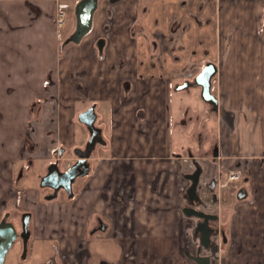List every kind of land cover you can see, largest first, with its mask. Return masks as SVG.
Masks as SVG:
<instances>
[{"label":"crops","instance_id":"crops-1","mask_svg":"<svg viewBox=\"0 0 264 264\" xmlns=\"http://www.w3.org/2000/svg\"><path fill=\"white\" fill-rule=\"evenodd\" d=\"M79 1L0 0V98L8 105L0 223L6 218L20 233L27 213L31 232L26 258L19 236L3 264L53 257L57 264H197L182 254L196 250V219L183 212L196 164L199 206L220 218L229 238L215 264H264V0H98L91 31L62 45L76 28ZM60 7L68 17L58 28ZM209 62L218 67V159L187 133L192 117L208 111L197 107L201 87L175 89L182 72ZM93 104L108 145L95 152L73 197L47 198L37 176L55 148L87 141L77 116ZM233 168L243 181H227ZM240 187L246 199L237 198ZM100 220L107 228L93 234Z\"/></svg>","mask_w":264,"mask_h":264},{"label":"flooded vegetation","instance_id":"flooded-vegetation-1","mask_svg":"<svg viewBox=\"0 0 264 264\" xmlns=\"http://www.w3.org/2000/svg\"><path fill=\"white\" fill-rule=\"evenodd\" d=\"M113 7H114L113 4H110L107 8V20H106V24H105V28H104V35L102 36V38H100L98 40V43H97V48L99 49L101 56L104 55L105 47L107 44L108 33L110 32V30L113 26V9H112ZM129 30H131V28H129ZM145 37H146V39L149 40V44L152 47V42L149 39V37L147 35H145ZM70 43H72V42H70ZM64 45H69L68 43H66V40H65ZM153 55L157 56L158 54H157V52H154ZM210 63L214 64L217 67V65L213 62H209L207 64H210ZM205 66H203L201 69H198L196 73L191 69L182 72L183 80H181V83L178 84L177 86L182 85L187 81L194 83L195 78L202 72V70L204 69ZM217 73H218V67H217L216 74L212 77V80H211V82H212L211 92L213 95H215L218 98V95L213 90V83H214V79H215ZM177 86L175 88L177 91L187 90V89H190L191 87H201V86L194 85V86H189L187 88H183V89L178 90ZM201 93H202V87H201ZM201 97H202V95H201ZM36 101H42V105L40 107L37 106V112L39 113L38 116H35V114L33 113V105ZM36 101L32 104L31 112L33 114V117L36 120H39L41 118V114L43 111L44 101L42 99H38ZM205 104L208 106V111L206 112V114L213 115L217 121L218 117L216 114L219 111V105H220L219 98H218V110L217 111L214 109L213 104H211L209 102H206ZM91 108H94V114H95L94 127H95L96 132L94 130L90 129V126L88 124H86L80 120V115L82 113L89 111ZM205 117L206 116H204L202 118V114L200 112H197V114L192 117V118H194V120L197 123L196 124L193 123V124H195V127L192 126V129L190 131H187V133H190L193 130V132H192L193 137H196L199 140V142L202 144V146L204 144H207V146L210 147L209 153L218 159L220 156L218 155L219 153L217 152V149L219 147L217 139H216L217 130L214 131L213 129L207 127V118H205ZM97 120H98V114L96 111V106L94 104L88 106L84 111L80 112L77 116V122L83 124L88 130L87 141L84 144H81L80 146H76L74 148H66L65 146H59V147L54 149L53 160L47 162L45 164V166L42 168V171L37 176L39 186L43 189L46 188L49 190V194H48L47 198H50V199L57 198L59 192H62V191L65 194V196L73 197L75 195V193H77L79 191L80 186L76 188L75 185H77L78 182L80 180H82L85 176L89 175L90 170H91V164L89 161L92 158H94L96 151L104 150L105 147L108 145L107 141L103 137L102 130L97 126ZM182 121H184V120H182ZM191 125L192 124H190V125L184 124V126H186V127H190ZM92 133H93V138H92V142L90 143ZM68 150L72 151L71 153H73V157H65V153L68 152ZM83 159L85 161L82 162V166H81L82 172L79 173L75 177V179L72 181L71 191H69L66 188L67 182H65V180L61 177L62 175H60V174H63V173L70 171L73 168V166L75 164H77V162H79L80 160H83ZM68 160H70V165H68L67 168H65L63 166V164L66 163ZM239 169H241V168H239ZM197 171H200V173H201V168L198 164L195 165L193 172H191L190 174L187 175L188 179L190 180V184H189L186 196H185V204H184L185 207L183 208V212H184V209L188 208V207H193V208L202 210L199 206V203H201L203 201V197H202V193H200L197 190V188H198L197 186H199L198 183L196 185V190L193 192V194H191V190L193 188L192 186H193L194 180H193V178H189V176L195 175ZM229 172H230V170H229ZM229 172L227 174V181L233 182V181H230L228 179ZM242 177H243V171H242ZM199 178H201V174H200ZM242 179L243 178H241V180ZM42 182H50V184L52 186L51 185H42ZM53 185H55V186H53ZM15 187H17V185ZM241 188H245V187H240L239 190ZM247 194H248V192H247ZM28 215L29 214L26 213L22 216V231L20 233L23 232V218H27ZM190 217H195V216H190ZM195 219H196V224H195V227L193 230V240L196 244L195 253L191 252L190 250H185L182 254L189 261H193L197 264H200L196 259H194V257H197V256L198 257H209L210 264H215V262L220 261L221 257H224L222 254V247H223V244H227L229 242L228 234L226 233V230L223 228V226L221 224H219L220 218L209 220V226L212 229V232L210 234V240H209L208 245L207 246L203 245L201 243V232L199 231L196 234V228H197L199 223L204 221V219L199 218V217H195ZM9 222H11V221H9ZM29 223H30V218H29ZM101 226L104 227V230H102V231L106 230L107 225L105 224V222L100 220L99 226L94 229L95 231L93 232V234L95 232H97ZM28 230H29V224H28ZM29 232H30V230H29ZM30 236H31V232H30ZM30 236H29L28 241H27L26 252H24L25 245H24V240L21 237V239L23 240V247H24L23 248V258H26L27 254H28V247H29V244L31 242ZM240 244H242V242ZM237 255H239V254L237 253ZM192 256H194V257L192 258ZM49 264H57L54 257L50 259Z\"/></svg>","mask_w":264,"mask_h":264},{"label":"water","instance_id":"water-1","mask_svg":"<svg viewBox=\"0 0 264 264\" xmlns=\"http://www.w3.org/2000/svg\"><path fill=\"white\" fill-rule=\"evenodd\" d=\"M98 8V0H80L75 8L76 14V28L74 32L66 39V43H80V41L90 32L93 26L94 14ZM217 67L210 63L207 64L202 72L195 78L194 83L189 81L185 82L182 85L177 86V89L187 88L189 86H201L202 87V98L204 101L209 102L214 105V109L218 110V98L212 94L211 92V85H212V77L216 74ZM80 120L90 126V129L95 130L94 127V108H91L89 111L82 113L80 115ZM93 133L90 139V143L92 142ZM85 160H80L73 166V168L63 174L61 177L67 182L66 188L71 191V183L75 179V177L82 172L81 166L82 162ZM200 171H197L195 175L189 176V178H193V188L191 190V194L196 190V185L198 183L200 177ZM42 185H51L50 182H42ZM52 186V185H51ZM55 186V185H53ZM247 197V190L245 188H241L237 193V198L239 200H243ZM184 212L188 216H195L199 218H203L204 221L199 223L196 228V234L200 231L201 232V243L203 245H208L210 240V234L212 229L209 226V220L217 219L218 216L215 214L208 213L204 210L196 209L193 207H188L184 209ZM102 223V222H101ZM29 218H23V232L19 234L16 226L6 220L4 218L0 223V264H3L5 261V257L9 249L14 244L15 240L21 236L24 240L25 250L26 252V245L28 238L30 236V232L28 230ZM99 230H104V227H100ZM95 230L92 231V233ZM194 256H192L193 258ZM200 264H210L209 257H194Z\"/></svg>","mask_w":264,"mask_h":264},{"label":"rangeland","instance_id":"rangeland-1","mask_svg":"<svg viewBox=\"0 0 264 264\" xmlns=\"http://www.w3.org/2000/svg\"><path fill=\"white\" fill-rule=\"evenodd\" d=\"M204 101L202 99H198L197 101V107L201 108L204 106ZM7 103L3 98H0V129H2L6 124V119L8 118V111H7ZM5 114V118L2 117V115ZM179 114V113H178ZM207 118V127L213 129L214 131L217 130V121L213 115L206 114ZM179 127V126H178ZM216 128V129H215ZM180 133L178 130L175 133V138H178ZM176 149L178 148V142L175 143ZM71 150H68V152L65 153V157H73V153H71ZM37 169V168H36ZM34 169V170H36ZM26 183V182H25Z\"/></svg>","mask_w":264,"mask_h":264},{"label":"built area","instance_id":"built-area-1","mask_svg":"<svg viewBox=\"0 0 264 264\" xmlns=\"http://www.w3.org/2000/svg\"><path fill=\"white\" fill-rule=\"evenodd\" d=\"M68 13L63 7H60L57 13V26L58 28L63 27L67 23ZM242 178V170L239 168H233L229 172L228 179L230 181H239Z\"/></svg>","mask_w":264,"mask_h":264},{"label":"trees","instance_id":"trees-1","mask_svg":"<svg viewBox=\"0 0 264 264\" xmlns=\"http://www.w3.org/2000/svg\"><path fill=\"white\" fill-rule=\"evenodd\" d=\"M65 41L63 42L62 45H64ZM68 44H72V43H68ZM42 105V101H36L33 105V113L35 114V116H38L39 113L37 112V106L40 107Z\"/></svg>","mask_w":264,"mask_h":264}]
</instances>
